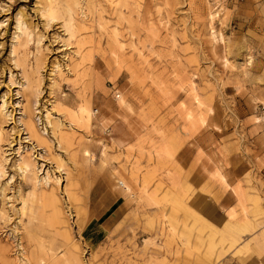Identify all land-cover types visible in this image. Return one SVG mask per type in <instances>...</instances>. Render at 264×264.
I'll list each match as a JSON object with an SVG mask.
<instances>
[{
    "label": "rangeland",
    "instance_id": "374dc122",
    "mask_svg": "<svg viewBox=\"0 0 264 264\" xmlns=\"http://www.w3.org/2000/svg\"><path fill=\"white\" fill-rule=\"evenodd\" d=\"M0 129V264H264V0H0Z\"/></svg>",
    "mask_w": 264,
    "mask_h": 264
},
{
    "label": "bare ground",
    "instance_id": "6f19581e",
    "mask_svg": "<svg viewBox=\"0 0 264 264\" xmlns=\"http://www.w3.org/2000/svg\"><path fill=\"white\" fill-rule=\"evenodd\" d=\"M0 132H1V129H0ZM35 137H36V135H35Z\"/></svg>",
    "mask_w": 264,
    "mask_h": 264
}]
</instances>
